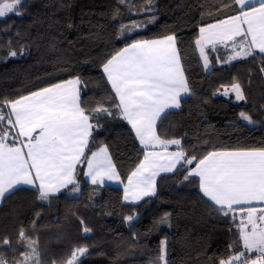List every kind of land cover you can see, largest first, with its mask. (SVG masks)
Listing matches in <instances>:
<instances>
[{"label": "trees", "instance_id": "1", "mask_svg": "<svg viewBox=\"0 0 264 264\" xmlns=\"http://www.w3.org/2000/svg\"><path fill=\"white\" fill-rule=\"evenodd\" d=\"M147 0H24L23 15L0 18V97L15 98L50 83L80 76L82 99L87 107L109 99L101 79L100 64L133 39H151L175 33L179 38L182 66L190 95L182 98L179 110H170L158 122L166 138L182 139L183 148L197 155L211 150L264 147V74L261 57L239 59L228 64L215 62L205 69L194 40L202 22H213L220 0H152L157 16L154 24L120 36L122 25L146 19L130 14ZM203 18V20H202ZM223 18V17H221ZM24 55L8 59L9 49ZM237 79L246 100L217 93V87ZM7 111V109H5ZM249 113L256 125L247 126L239 113ZM95 122V121H93ZM88 155L108 145L121 180L142 156L134 134L125 121L100 119ZM198 150V151H194ZM84 169V163L78 166ZM182 169L158 177L157 194L131 204L123 200L121 187L90 185L78 172L77 195L67 191L38 201L32 191H16L0 202V241L12 239L0 254L13 264L25 249L17 244L23 229L36 240L42 264H64L71 251L86 246L80 264H162L160 241L169 237L177 264H218L232 253L235 226L199 193L198 182H183ZM169 213L167 224L159 221ZM39 214V215H37ZM135 219L125 222L124 217ZM81 221L84 223L82 224ZM238 223V221H237ZM91 231L87 234L83 228ZM135 234V239L133 238ZM242 247V245H241Z\"/></svg>", "mask_w": 264, "mask_h": 264}, {"label": "snow or ice", "instance_id": "2", "mask_svg": "<svg viewBox=\"0 0 264 264\" xmlns=\"http://www.w3.org/2000/svg\"><path fill=\"white\" fill-rule=\"evenodd\" d=\"M129 3L120 0L121 5ZM23 5L24 0H0V18L23 15ZM129 12L146 19L122 25L120 36L125 39L130 38L125 33L146 29L157 20L152 0L139 9L129 7ZM210 19L213 22L201 23L194 40L204 68L209 67L211 53L223 48L225 55L218 56L217 63L259 55V71L264 74V0H220L216 15ZM178 45L175 33L157 39H133L107 56L100 64L101 79L106 90L110 88L107 106L103 100L97 101L96 108L86 106L80 76L15 98L0 97V201L18 190L32 191L41 202L63 190L74 195L80 191V171L93 186L121 181L108 145H100L88 155L93 134L103 128L100 119L119 118L130 126L142 146V156L127 175L123 200L135 204L155 196L157 178L182 169V183L198 182L202 197L225 217L231 215L238 238L230 245L229 257L218 264H264V147L211 150L197 155L183 148L182 139H169L158 131V122L170 110L179 109L183 95L191 91ZM24 54L23 47L19 53L9 49L5 62ZM229 88L236 102L246 100L239 80L234 78L225 87L226 97ZM239 117L247 124L255 123L245 111ZM170 146L177 150L170 151ZM85 162L86 169L78 168ZM169 216L166 213L159 223L167 224ZM134 219V215L124 217L125 222ZM90 231L87 226L83 228L85 234ZM36 243L21 229L17 244L25 251L13 264H42ZM11 246V238L0 241L2 248ZM88 251L86 246L73 249L64 264H80ZM159 260L167 264L166 240L160 241ZM0 264H9L2 254Z\"/></svg>", "mask_w": 264, "mask_h": 264}, {"label": "crops", "instance_id": "3", "mask_svg": "<svg viewBox=\"0 0 264 264\" xmlns=\"http://www.w3.org/2000/svg\"><path fill=\"white\" fill-rule=\"evenodd\" d=\"M200 27V26H199ZM198 31H199V28H198ZM157 38H160V37H157ZM157 38H151V39H157ZM126 45H124V46H122V47H125ZM121 47V48H122ZM115 53V52H114ZM113 53V54H114ZM225 55V49H223V48H221L220 49V52L219 53H216V52H212L211 53V56H210V64H209V67H210V65H212L214 62L216 63V64H219V63H217L216 61H217V57L218 56H224ZM233 62V61H232ZM220 65V64H219ZM208 67V68H209ZM207 68V69H208ZM186 77V76H185ZM70 78H73V77H70ZM70 78H67V79H70ZM66 80V79H65ZM46 87V86H45ZM225 90V89H224ZM224 90H223V93H224ZM229 90V92H231V89H228ZM191 93V92H190ZM190 93L189 94H184L183 95V98L184 97H187V96H189L190 95ZM230 94V93H229ZM225 96V95H224ZM232 97H233V95H231ZM226 97V96H225ZM234 98V97H233ZM235 100V99H234ZM180 109V108H179ZM179 109H173V110H179ZM127 124V123H126ZM129 126V125H128ZM129 128H130V126H129ZM134 134V133H133ZM137 140V139H136ZM137 142H138V140H137ZM138 144H139V142H138ZM139 146L140 147H142L140 144H139ZM169 150L170 151H175V150H177V148L175 147V146H170L169 147ZM95 151V150H94ZM109 154H110V152H109ZM111 156V155H110ZM112 162H113V160H112ZM113 164H114V162H113ZM81 165V164H80ZM79 166V165H78ZM86 167H87V164H86V162L84 163V169H86ZM165 173H162L161 175H164ZM168 174H170V173H168ZM160 175V176H161ZM83 179H84V182L86 183V184H90V185H92L90 182H88L86 179H85V177L83 176ZM158 179V178H157ZM79 183H80V181H79ZM127 183V178H126V180L125 181H115V180H113V181H105L104 182V184H103V186L104 185H110V186H115V187H121L122 188V191H123V195H124V185ZM80 187H81V183H80ZM63 191H67V190H63ZM62 191V192H63ZM68 192V191H67ZM146 198V197H145ZM1 202V201H0ZM126 202V201H125ZM126 203H131L130 201H128V202H126ZM131 204H133V203H131ZM237 221H238V223H239V215L237 214ZM169 238V237H168ZM169 242H170V238H169ZM178 262V261H177ZM177 264V263H176Z\"/></svg>", "mask_w": 264, "mask_h": 264}, {"label": "rangeland", "instance_id": "4", "mask_svg": "<svg viewBox=\"0 0 264 264\" xmlns=\"http://www.w3.org/2000/svg\"><path fill=\"white\" fill-rule=\"evenodd\" d=\"M231 84V82H227L225 85H222L221 87L219 86V87H217L218 88V90L216 91L217 93H219V94H222L223 95V90L225 89V87L226 86H229ZM230 89V88H229ZM230 94H229V96L228 97H226V98H229L231 95H233V97H234V93H232V92H229ZM224 96V95H223ZM232 97V100L233 101H235L234 99L235 98H233ZM236 102V101H235ZM238 103H245L244 101H240V102H238ZM239 120L241 121V122H243V123H245L247 126H254V125H256V123H254V124H247L246 122H244V121H242L241 119H240V117H239ZM6 123V122H5ZM79 193V192H78ZM78 193H76V194H74V195H72V196H75V195H77ZM163 240H166V261H167V264H176L177 263V261H178V258H177V256L173 253V251H172V248H171V243L169 242V238L167 237V238H164ZM36 241V240H35ZM30 251V250H29ZM19 259H21V256L19 257ZM18 260V259H17ZM10 264V263H9Z\"/></svg>", "mask_w": 264, "mask_h": 264}]
</instances>
